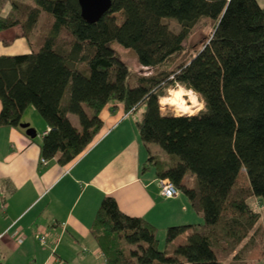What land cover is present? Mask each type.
<instances>
[{"label":"trees","instance_id":"1","mask_svg":"<svg viewBox=\"0 0 264 264\" xmlns=\"http://www.w3.org/2000/svg\"><path fill=\"white\" fill-rule=\"evenodd\" d=\"M42 12L48 16L37 49L0 54V125L18 126L32 105L48 126L41 158L66 164L91 142L107 103L120 102L126 112L144 105L139 136L163 151L149 153L147 166L169 179L202 219L168 225L160 248L153 224L104 196L90 226L104 264H221L224 241L231 250L249 241L259 219L264 253V212L249 204L253 197L264 201V6L257 0H111L98 20L87 22L77 0H0V32L20 29L31 44ZM200 18L211 24L208 36L178 61ZM112 40L133 49L152 71L131 76ZM173 83L199 96L195 113L162 111L158 98Z\"/></svg>","mask_w":264,"mask_h":264},{"label":"crops","instance_id":"2","mask_svg":"<svg viewBox=\"0 0 264 264\" xmlns=\"http://www.w3.org/2000/svg\"><path fill=\"white\" fill-rule=\"evenodd\" d=\"M11 29L0 32V54L29 52L32 44ZM24 113L20 123L30 127ZM126 114L120 102L104 106L101 127L86 149L66 164L55 157L46 164L40 161L46 123L37 125L34 137L20 123L0 125L2 264H104L90 233L104 196H112L123 212L153 224L159 241L168 225L198 220L181 191L171 198L161 194L155 171L147 166L149 153L160 152L141 140L140 117L132 124Z\"/></svg>","mask_w":264,"mask_h":264},{"label":"rangeland","instance_id":"3","mask_svg":"<svg viewBox=\"0 0 264 264\" xmlns=\"http://www.w3.org/2000/svg\"><path fill=\"white\" fill-rule=\"evenodd\" d=\"M257 1L261 6H264V0H257ZM45 16H48V14L45 12H42L41 16L39 17V21H38L36 29H34L32 33L30 34V40H31L30 42L32 44V48L34 49H37L38 47L37 41H39L40 39L38 35L39 33L43 31V30L40 31L41 25H43V22L47 20V18H44ZM167 23L174 30L179 28L178 23L174 19H167ZM11 30H14V31L18 30V32H20V29H11ZM210 30H211V24L207 20L200 18L195 23V25L193 26V28L190 30L187 37L183 41L184 52L182 53L181 57H179L177 60L179 61L183 58L189 57L190 53L194 52L201 45V43L205 41ZM109 45L113 49L114 53L118 56V58L121 59L123 62H125L130 67L131 76L132 75L134 76L139 73H147V72L152 71V69H148L140 65V63L138 62L136 53L133 49L129 47H125L115 40L110 41ZM177 60L176 62H178ZM174 63L172 65H168L169 67L168 66L166 67V65L165 66L163 65L162 67L160 66L156 69H161L164 67L170 68L171 66L174 65ZM179 88H182L184 90L187 89L179 83H173L172 85H169L166 87L165 92L166 94H170ZM192 95L193 97H195L194 99L195 101L193 102V104L187 99L188 98L187 95L184 96V104L189 107L186 110L183 108H179L176 105L160 103L162 107V111L171 112L174 114L195 113L201 107L202 103L197 94L192 92ZM66 96H67V93H65L64 98H66ZM107 104H112V102H109ZM107 104L105 106H107ZM120 104L122 105V103ZM143 109H144V105L140 106L138 110L126 112L127 113L126 115L129 116L132 124L135 119L140 117L141 111ZM69 116L71 117L72 120H75V121L77 120L74 114L69 113ZM24 117L29 119V121H31L30 127L33 129H36V132L39 133V130H37V125L39 123L44 124L45 121L43 120L41 115L32 105H29L25 109ZM150 144H152L153 146L152 151L154 152L159 151L160 153H163V151L157 144L155 143H150ZM249 204L251 207L258 210L260 213L264 212V201H261V203H259L257 199L253 197L249 200ZM201 220L202 219L198 217V220H196V222L194 223H198ZM261 224H262V221L261 219H259L258 224L255 226V228L252 231V236L250 237V240L246 242H241L240 244L236 245L232 250L230 249L231 242L224 241L223 244L226 246L225 250L224 251L218 250V257L221 260V264H264V257H262V254L264 253L261 250L262 244L260 241L261 240L260 239ZM159 232L160 231L158 230V234ZM161 237H162V240L159 241V247L163 248L165 232L163 233Z\"/></svg>","mask_w":264,"mask_h":264},{"label":"water","instance_id":"4","mask_svg":"<svg viewBox=\"0 0 264 264\" xmlns=\"http://www.w3.org/2000/svg\"><path fill=\"white\" fill-rule=\"evenodd\" d=\"M80 7V14L87 22L98 20L102 14L110 7L111 0H77ZM20 126L26 128V133L34 137L35 130L27 123H20Z\"/></svg>","mask_w":264,"mask_h":264},{"label":"bare ground","instance_id":"5","mask_svg":"<svg viewBox=\"0 0 264 264\" xmlns=\"http://www.w3.org/2000/svg\"><path fill=\"white\" fill-rule=\"evenodd\" d=\"M192 92L193 91L190 89L184 90L182 88H179L170 94L160 96L158 100L161 104H172V105H176L177 107L183 108L186 110L189 107L184 104V96L187 95L188 97L187 99L193 104V102L195 101L194 100L195 97H193Z\"/></svg>","mask_w":264,"mask_h":264},{"label":"built area","instance_id":"6","mask_svg":"<svg viewBox=\"0 0 264 264\" xmlns=\"http://www.w3.org/2000/svg\"><path fill=\"white\" fill-rule=\"evenodd\" d=\"M42 164L47 163V159L41 158L40 159ZM157 184L159 186L160 192L164 197H174L179 194V190L176 188V186L167 178H157ZM2 237V233H0V238ZM40 241H44L43 237L40 238ZM2 259V255L0 252V264Z\"/></svg>","mask_w":264,"mask_h":264}]
</instances>
